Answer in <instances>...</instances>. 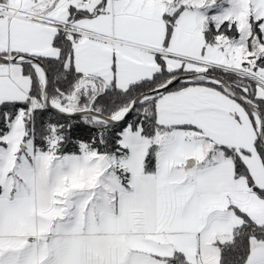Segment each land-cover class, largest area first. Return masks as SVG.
<instances>
[{"label":"snow or ice","instance_id":"snow-or-ice-1","mask_svg":"<svg viewBox=\"0 0 264 264\" xmlns=\"http://www.w3.org/2000/svg\"><path fill=\"white\" fill-rule=\"evenodd\" d=\"M0 264H264V0H0Z\"/></svg>","mask_w":264,"mask_h":264}]
</instances>
